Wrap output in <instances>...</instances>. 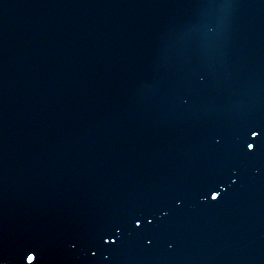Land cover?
I'll return each mask as SVG.
<instances>
[{"label":"water","instance_id":"95a60500","mask_svg":"<svg viewBox=\"0 0 264 264\" xmlns=\"http://www.w3.org/2000/svg\"><path fill=\"white\" fill-rule=\"evenodd\" d=\"M258 126L264 0H0V258L264 264Z\"/></svg>","mask_w":264,"mask_h":264},{"label":"snow or ice","instance_id":"6c2138e0","mask_svg":"<svg viewBox=\"0 0 264 264\" xmlns=\"http://www.w3.org/2000/svg\"><path fill=\"white\" fill-rule=\"evenodd\" d=\"M248 131L250 132L251 137H257L258 135L264 136V126H258V130L249 128ZM217 143H219V141H217ZM245 144L248 150L253 151L264 147V141H256L254 144L253 142H248L247 140H245ZM235 182V180L232 181V183ZM219 195L220 193L217 191H213L211 194L213 200H216ZM161 215H167V213H161ZM158 219L159 218L154 213L152 208L145 207L131 213L130 215L114 218L107 227L109 230H114L117 235H120L125 227L130 228L131 232L138 231L140 233H143L145 231L154 229L157 226L156 222L158 221ZM105 243H107V240H105ZM113 243H115V241H113ZM30 253L32 252H29L26 256L28 264H32V262L36 259V256ZM0 264H6V261L3 258H0Z\"/></svg>","mask_w":264,"mask_h":264}]
</instances>
